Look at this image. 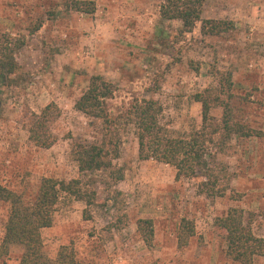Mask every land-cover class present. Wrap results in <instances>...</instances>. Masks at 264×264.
I'll list each match as a JSON object with an SVG mask.
<instances>
[{"label": "rangeland", "instance_id": "374dc122", "mask_svg": "<svg viewBox=\"0 0 264 264\" xmlns=\"http://www.w3.org/2000/svg\"><path fill=\"white\" fill-rule=\"evenodd\" d=\"M73 1L94 2L96 12L76 11ZM8 4L3 14L17 24L1 26L0 41L9 40L18 68L10 76L0 72V186L25 206L35 202L45 179L80 180L83 192L96 194L90 208L61 198L52 226L41 230L48 260L69 246L82 264H237L216 226L230 209L243 211L245 224L264 239V0H205L203 20L235 24L221 36L203 35L200 23L182 34L180 22L161 17L160 0ZM226 72L233 73L236 121L259 135L211 146L210 166L229 174V183L220 180L225 195L200 193L203 178L177 179L173 166L140 159L135 127L124 119L114 161L124 179L112 171L80 174L73 146L102 138L100 126L76 108L91 77L115 85L113 114L126 113L135 99H153L163 108L161 124L180 137L201 129L202 107L194 97L217 87ZM51 103L60 111L50 123L56 141L42 149L29 141L28 129ZM222 113L213 109L212 116L220 120ZM10 212L11 204L0 201V264H21L24 246H2ZM140 220L153 223L151 246L138 231ZM185 220L195 229L187 241L181 239ZM253 264H264V257Z\"/></svg>", "mask_w": 264, "mask_h": 264}, {"label": "trees", "instance_id": "16d2710c", "mask_svg": "<svg viewBox=\"0 0 264 264\" xmlns=\"http://www.w3.org/2000/svg\"><path fill=\"white\" fill-rule=\"evenodd\" d=\"M204 3L205 0H160V14L164 20L180 22L182 34L193 33L199 23L205 36H221L234 30L235 24L230 21L203 20ZM72 6L79 12H96V5L91 1H73ZM1 40L0 72L10 76L16 72L18 64L13 50L6 46L9 40L6 36ZM221 76L217 87L194 97L202 107L201 129L180 137L171 136L161 124L163 108L153 99H135L126 113L113 114L110 102L115 99V85L103 76L91 77L89 87L77 101L76 108L91 118L93 124L100 126L102 138L98 143L80 142L73 146L71 156L80 174L112 171L117 181L124 179L123 170L114 166V161L120 156L119 126L124 119L127 125L135 127L140 159H153L173 166L177 170V179L203 178L200 193L225 195L227 187L222 186L220 180L229 183V174L224 167L210 166L211 146L224 148L234 136L249 138L259 134L236 121L232 107L235 97L233 73L226 72ZM219 108L223 113L217 120L212 111ZM59 113L58 106L51 103L40 114H35L28 129L29 141L42 149L51 148L56 139L50 131V123ZM64 195L85 202L88 208L96 201L95 193L83 192L80 180H43L39 195L31 206H25L17 194L0 186V201L11 204L2 246L5 249L13 244L24 246L21 264H82L69 246L61 248L55 261L48 260L43 254L41 230L52 226L56 207ZM183 223L181 239L187 241L195 235V229L186 220ZM216 226L227 243V254L233 262L253 264L255 257H264V239L256 237L251 226L245 224L243 211L230 209L218 219ZM138 231L147 246H151L154 237L152 221L140 220Z\"/></svg>", "mask_w": 264, "mask_h": 264}, {"label": "crops", "instance_id": "0c3cea01", "mask_svg": "<svg viewBox=\"0 0 264 264\" xmlns=\"http://www.w3.org/2000/svg\"><path fill=\"white\" fill-rule=\"evenodd\" d=\"M8 1H12V2H18L19 0H1L0 2V27H7V28H12L14 24H17V22H15L10 16H5L3 14L2 9L6 8L9 10L10 5L8 4ZM3 3H5V6L3 5ZM8 30V29H7Z\"/></svg>", "mask_w": 264, "mask_h": 264}]
</instances>
